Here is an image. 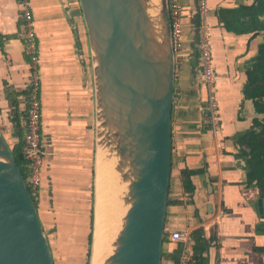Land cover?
Segmentation results:
<instances>
[{
	"label": "crops",
	"instance_id": "obj_1",
	"mask_svg": "<svg viewBox=\"0 0 264 264\" xmlns=\"http://www.w3.org/2000/svg\"><path fill=\"white\" fill-rule=\"evenodd\" d=\"M179 1L183 51L175 56L165 234L190 232L192 252V233L202 229L210 244L202 254L205 264H264V192L243 140L259 130L263 119L260 104L253 105L245 91L262 81L264 0H207L215 128L205 111L197 59L192 60L195 2ZM29 2L39 50L42 135L49 145L36 212L53 264H72L75 255L86 253L87 259L91 232L96 120L90 48L79 0ZM21 23L17 0H0V133L9 137L12 148L22 145L30 75ZM12 95L20 113L17 125ZM184 169L194 172L191 193L183 189ZM178 248L165 240L161 264L176 263Z\"/></svg>",
	"mask_w": 264,
	"mask_h": 264
},
{
	"label": "water",
	"instance_id": "obj_2",
	"mask_svg": "<svg viewBox=\"0 0 264 264\" xmlns=\"http://www.w3.org/2000/svg\"><path fill=\"white\" fill-rule=\"evenodd\" d=\"M148 1L79 0L95 90L94 188L100 150L109 160L114 158L113 171L124 183L120 196L124 211L103 264H161L175 54L168 0H159L158 31L147 13ZM196 30L194 21V61ZM251 100L256 104V98ZM96 200L95 190L94 207ZM94 224L93 213L91 246ZM0 264H53L36 207L1 133Z\"/></svg>",
	"mask_w": 264,
	"mask_h": 264
},
{
	"label": "built area",
	"instance_id": "obj_3",
	"mask_svg": "<svg viewBox=\"0 0 264 264\" xmlns=\"http://www.w3.org/2000/svg\"><path fill=\"white\" fill-rule=\"evenodd\" d=\"M197 9V52L196 75L206 89L205 111L212 126L216 123V104L214 99L215 74L212 66L209 30L205 22L207 15V0H195ZM21 18V41L23 52L28 61L30 75L28 90L25 96L23 117V136L21 157L25 166L24 182L31 199L37 202L39 188L42 182L44 160L49 147L42 135V106L40 100V78L38 73L39 50L35 31V21L29 0H17ZM168 10L171 24L172 47L175 56L183 51L182 6L179 0H168ZM178 244L180 252L174 264H188L192 256L190 250L191 236L186 230H177L165 236L164 241Z\"/></svg>",
	"mask_w": 264,
	"mask_h": 264
},
{
	"label": "trees",
	"instance_id": "obj_4",
	"mask_svg": "<svg viewBox=\"0 0 264 264\" xmlns=\"http://www.w3.org/2000/svg\"><path fill=\"white\" fill-rule=\"evenodd\" d=\"M262 59L264 60V55L262 56ZM262 77L264 76L263 70L261 71ZM18 95V94H17ZM259 96H264V77L263 82L258 86L257 89H249L245 91V97L248 98H258ZM15 95H12V98H9L11 101V106L13 107V116H14V123L17 125L18 123V117L20 116V113L17 111V104L14 101ZM19 129V127H17ZM243 140L246 142V144L249 146V144H253L256 150L263 151L264 149V134L261 132L260 134H254L252 132L247 133ZM11 153L14 157V160L23 176V179L25 178V166L24 162L21 157V145L20 143L15 145L11 149ZM254 160L256 162L254 163ZM248 164L253 172L254 178L257 180L258 185L261 187L262 192H264V154H249ZM194 174L193 171L184 169L181 171V180L183 189L187 193H191L194 190V187L191 183V176ZM32 201L36 207V201L32 198ZM92 238V232H90L88 236V245L90 246ZM192 238L194 240V245L192 248V256L188 260V264H205V259L202 257V254L206 252L210 246L209 240L205 239L202 229H197L192 233ZM180 252V249L178 248V251L174 253L176 256H173V259L175 262L178 260V254Z\"/></svg>",
	"mask_w": 264,
	"mask_h": 264
},
{
	"label": "rangeland",
	"instance_id": "obj_5",
	"mask_svg": "<svg viewBox=\"0 0 264 264\" xmlns=\"http://www.w3.org/2000/svg\"><path fill=\"white\" fill-rule=\"evenodd\" d=\"M3 138L5 141L7 140V142H6V143H8L7 145L9 146L10 149H12L13 144L10 142L9 137L7 135H5V136H3ZM105 159H106V153H105ZM105 159H104L103 165L100 166L99 160H98V165H97V168H98L97 188H98V199H99L97 210H96L97 211V226H98V214L100 212L99 210H100V208H102L103 213H106V215L109 218L108 227L106 230V240H107L106 244L108 242V246L111 247L112 242H113L112 238H114V236H113L114 230H115L116 226H118V220H119V217L121 216L120 213L122 212V205L120 202V196H121V192H122V188H121L122 183L119 181L118 174H116L113 171V168L108 167V163L105 165ZM104 165L106 166V168H103ZM101 176L102 177L104 176V177L100 179ZM101 182H102V185H101ZM94 194H95V188L93 185L92 200H91V202H92L91 203L92 204V220H91V227H90L91 232H92V226H93V213H94V208H95L94 207ZM111 209H114V210H111ZM116 212H118L119 215L117 216V221L115 223V226L113 225L114 227H112V222L114 221V215H115L114 213H116ZM109 223H111V224H109ZM96 230H97V227H96ZM165 236H166V234H165ZM95 239H96V237H95ZM91 241H92V239H91ZM91 243H90V246L88 247L87 259H86V253L81 254V255H75L72 257L73 259H71L72 264H89L91 252H92ZM111 250H112V248H111ZM105 255L106 254L104 253V259H105Z\"/></svg>",
	"mask_w": 264,
	"mask_h": 264
},
{
	"label": "bare ground",
	"instance_id": "obj_6",
	"mask_svg": "<svg viewBox=\"0 0 264 264\" xmlns=\"http://www.w3.org/2000/svg\"><path fill=\"white\" fill-rule=\"evenodd\" d=\"M147 13H148L149 17L151 18V20L153 21L155 29H157V31H158V29L160 28L159 24H158V21H159V0H149L148 1V3H147ZM104 159H105V152L100 150L98 152V154H97V160H99L100 166L103 165ZM107 163H108V167H112L113 168V166H114V158L111 159V160L106 158L105 159V165ZM105 165H104L103 168H106ZM103 177L101 176L100 179L103 178ZM97 178H98V168L96 169V180H95V190H96V197H97V200H96V203H95V208H94L95 224H94V232H93L92 252H91V257H90L89 264H103V262L105 261L107 256L111 253V248H112V247L108 246V242L106 244V241H107L106 240V230H107V227H108L109 218L106 215V213H103V209L102 208H100V210H99L100 212L98 214V226H97V211L96 210H97L98 201H99V199H98V188H97ZM122 184H124V183H122ZM122 184H121V188L123 190V185ZM101 185H102V182H101ZM126 208H127V206H126ZM111 210H114V209H111ZM123 211L124 210H123V207H122V212L120 213V215L123 214ZM114 214L115 215H114V221L112 222V227L115 226V223L117 221V216L119 215V213L116 212ZM120 218H121V216L119 217L118 223L120 221ZM109 224H111V223H109ZM96 227H97V230H96ZM117 232H118V227L116 226V228L114 230V234H113L114 238L116 237ZM95 237H96V239H95ZM114 238H112V239L114 240ZM104 253L106 254L105 255V259H104Z\"/></svg>",
	"mask_w": 264,
	"mask_h": 264
},
{
	"label": "flooded vegetation",
	"instance_id": "obj_7",
	"mask_svg": "<svg viewBox=\"0 0 264 264\" xmlns=\"http://www.w3.org/2000/svg\"><path fill=\"white\" fill-rule=\"evenodd\" d=\"M263 72H264V68H263ZM260 75V78H262V81H261V83L263 82V77H262V74L260 73L259 74ZM260 83V84H261ZM259 84V85H260ZM258 84L257 85H254L253 86V88L254 89H257L258 88V86H259ZM257 99V104L259 103L260 105L259 106H261L260 107V112L261 113H259L261 116H262V123L260 124V127H259V130H252L251 132L252 133H254L255 135L257 134H260L261 132H263V134H264V96H259L258 98H256ZM256 125H258V123L256 122ZM259 126V125H258ZM258 128V127H257ZM253 144H254V141H253ZM253 144H249V153L248 154H264V149H263V151H259V150H256V148H255V146L253 145ZM256 162V160H254V163Z\"/></svg>",
	"mask_w": 264,
	"mask_h": 264
}]
</instances>
